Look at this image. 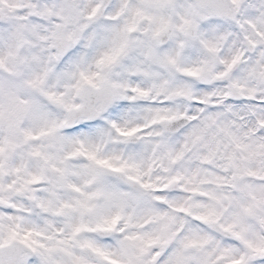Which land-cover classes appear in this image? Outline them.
<instances>
[{
    "label": "snow or ice",
    "instance_id": "obj_1",
    "mask_svg": "<svg viewBox=\"0 0 264 264\" xmlns=\"http://www.w3.org/2000/svg\"><path fill=\"white\" fill-rule=\"evenodd\" d=\"M0 264H264V0H0Z\"/></svg>",
    "mask_w": 264,
    "mask_h": 264
}]
</instances>
